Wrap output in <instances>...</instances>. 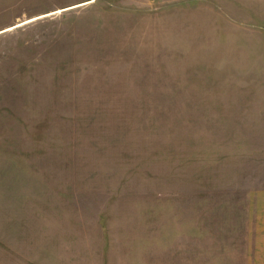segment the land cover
Returning a JSON list of instances; mask_svg holds the SVG:
<instances>
[{
    "label": "rangeland",
    "instance_id": "1",
    "mask_svg": "<svg viewBox=\"0 0 264 264\" xmlns=\"http://www.w3.org/2000/svg\"><path fill=\"white\" fill-rule=\"evenodd\" d=\"M85 1L0 0V264H264V0Z\"/></svg>",
    "mask_w": 264,
    "mask_h": 264
},
{
    "label": "crops",
    "instance_id": "2",
    "mask_svg": "<svg viewBox=\"0 0 264 264\" xmlns=\"http://www.w3.org/2000/svg\"><path fill=\"white\" fill-rule=\"evenodd\" d=\"M94 0H87V1H85V2H81V3H78L79 5H81V4H83V3H90V2H93ZM221 2H223L224 4H229V3H234V2H236V0H233V1H231V0H221ZM77 4V5H78ZM264 7V6H263ZM261 13H260V15L259 16H261V19L258 21L259 22V25H264V8H262V10L260 11ZM230 16H229V18H234L235 19V16H236V13L232 10L231 12H230V14H229ZM253 15H251V13L250 14H247V17L249 18H251L252 19V21L254 20V21H257V20H255V19H257V17H255V19L252 17ZM263 23V24H262ZM258 25V26H259ZM252 26V25H251ZM255 27H258L256 24L254 25ZM257 235H258V232H257ZM256 236V235H255ZM258 240H256V238H254V242L257 244L258 242H257ZM250 252V251H249ZM226 258V257H225ZM249 260V259H248ZM254 260V264H257V260L256 259H253ZM201 264H208L207 262H200ZM54 264H77V261H68V262H65V260H62V261H58L57 263L55 262ZM160 264V263H159ZM170 264H177V263H170ZM184 264H196V262L195 261H191L190 262V260H186L185 262H184ZM198 264V263H197ZM218 264H240V261H236V259H233V260H230V259H222V260H220L219 262H218Z\"/></svg>",
    "mask_w": 264,
    "mask_h": 264
}]
</instances>
